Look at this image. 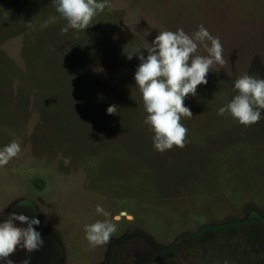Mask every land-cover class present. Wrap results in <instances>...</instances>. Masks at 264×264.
Masks as SVG:
<instances>
[{"label": "rangeland", "instance_id": "374dc122", "mask_svg": "<svg viewBox=\"0 0 264 264\" xmlns=\"http://www.w3.org/2000/svg\"><path fill=\"white\" fill-rule=\"evenodd\" d=\"M107 3L87 29L62 34L53 0H0V148L21 143L0 167V217L15 210L37 218L44 239L40 250L17 248L8 258L264 264V119L245 127L217 114L238 75L264 77V0ZM50 16L55 22L41 28ZM201 24L219 37L226 63L184 100L193 114L181 121L186 146L160 153L143 123L139 60L124 51L158 31ZM111 105L116 114L107 113ZM22 200L32 206L17 208ZM97 204L117 230L93 248L84 225L104 219Z\"/></svg>", "mask_w": 264, "mask_h": 264}, {"label": "clouds", "instance_id": "9594fccd", "mask_svg": "<svg viewBox=\"0 0 264 264\" xmlns=\"http://www.w3.org/2000/svg\"><path fill=\"white\" fill-rule=\"evenodd\" d=\"M53 3L56 12L66 21V26L61 29L62 34L70 29H87L94 16L108 6L107 0H53ZM55 20V16H50L41 24V28H47ZM143 50L147 51V55ZM124 53L129 60L133 56L139 60L134 79L146 113L143 123L154 133V149L163 153L173 146L185 147L188 129L181 121L191 119L193 114L184 105V100L188 95L196 96L197 86L208 83L207 74L217 65H225L219 37L210 34L203 24L191 33H186L183 28L174 32L162 30L158 31L151 43L143 47L135 46ZM231 92L230 97L225 95V102L217 110L218 115L231 116L245 127L264 119V77L240 74L232 81ZM116 112V105L107 108L110 115ZM20 152L21 143L17 139L4 145L0 148V167L7 165ZM63 163L68 166L71 158L63 157ZM31 206L32 202L27 200L16 205L17 208ZM95 211L104 219L84 225L85 239L93 248L106 245L117 230V224L110 219L111 213L102 205L97 204ZM39 224V219L15 210L8 213L6 218L0 217V261L14 264L8 257L17 248L29 254L40 250L44 239L34 227ZM22 264H31V256L25 258Z\"/></svg>", "mask_w": 264, "mask_h": 264}]
</instances>
